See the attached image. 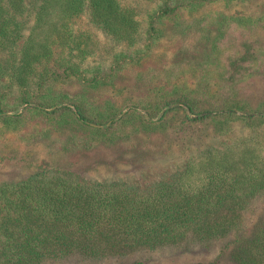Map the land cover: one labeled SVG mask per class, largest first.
<instances>
[{"label": "trees", "instance_id": "1", "mask_svg": "<svg viewBox=\"0 0 264 264\" xmlns=\"http://www.w3.org/2000/svg\"><path fill=\"white\" fill-rule=\"evenodd\" d=\"M111 5L127 28L110 26ZM221 16L239 30L223 33ZM263 21L264 0H0V124L35 109L64 125L41 159L30 144L0 148L13 174L0 178V264H104L190 245L264 264V217L247 227L264 198V94L246 84Z\"/></svg>", "mask_w": 264, "mask_h": 264}, {"label": "rangeland", "instance_id": "2", "mask_svg": "<svg viewBox=\"0 0 264 264\" xmlns=\"http://www.w3.org/2000/svg\"><path fill=\"white\" fill-rule=\"evenodd\" d=\"M220 10H224V7L221 6ZM234 10V9H233ZM227 14V13H226ZM108 20L110 26L114 30H121V28L125 29L128 27L127 22L128 19L123 17L121 14H116L114 11V6L111 5L108 8ZM226 18L225 16L218 17L215 20V24L217 28H219L223 33H227L229 29L235 28L236 31L239 30L238 23H233L231 20H224ZM241 19L240 17H238ZM130 22V21H129ZM174 22L169 20L167 24L165 25V28H167L165 34L159 38V41L162 42L163 48H166L165 45H171L170 42V33L172 32L171 29L174 26ZM264 21L260 26V31L263 30ZM111 36V35H110ZM103 39L110 41L107 35H104ZM230 38H228V41ZM116 48L118 47L114 42L110 41ZM224 54V53H223ZM222 54V56H223ZM221 56V57H222ZM218 58V62H222L223 58ZM187 60H193L190 58H186ZM197 61V63H201L203 61H210L213 60H194ZM257 71L255 74L256 79L252 80L250 79L246 84L252 85L253 88H255V94L261 95L264 94V48L261 53V59L258 63ZM70 88V89H68ZM64 90L69 92L70 95H74V87L72 86H65ZM57 124L63 125L62 121H58L55 117H49L46 114L39 113L35 109H28L26 112H24V117L22 119H19L17 122H11V123H5L2 122L0 124V148H3V146L11 145L13 147H23V144H30L29 149H36L37 151L34 153V156H38L40 159L43 157H46L49 152L54 151L55 147L60 146V142L56 141V137L58 136V127ZM10 126V128L8 127ZM64 126V125H63ZM7 127V128H6ZM5 129L7 133H4L2 130ZM20 129L22 133L25 135V138L27 140H18L17 142L11 143L9 140V137L11 136L10 132H14L16 130ZM56 131V132H55ZM36 136H40V140H34ZM29 140V141H28ZM14 142V141H13ZM57 143V144H56ZM33 145V146H32ZM37 147V148H36ZM55 155V153H54ZM69 155V154H68ZM78 157L73 156L72 161L80 166H85L90 164L94 160L103 159L105 158V154L103 152H85L83 154H78ZM49 156V155H48ZM57 158V157H56ZM67 159L69 156L66 157ZM75 160V161H73ZM64 161V158H63ZM62 161V162H63ZM8 163L7 161L0 162V178L7 179L10 174L8 167H3ZM132 167L131 165H122V168H128ZM135 170H138V168H135ZM136 174V172H133ZM91 174H96L95 172H91ZM102 174H105L104 171L99 172L98 176L102 177ZM13 175V174H12ZM90 176V175H87ZM108 176V175H105ZM97 177V176H96ZM264 217V198L259 200L250 210L249 218L247 221V227L251 228L254 226L256 222L261 221V219ZM222 252V246L221 245H215L210 248H205L203 246L199 245H190L189 247H186L185 249H168L163 252L153 253V252H146L143 254H140L139 256H132L129 257L126 260H109L106 261L104 264H117L119 261L129 262L134 259H145L148 261L149 264H184L188 262L193 261H199V260H210L217 257H220V260L223 264H233L230 259V256H228V253L225 255H221ZM231 260V261H230ZM77 264V262L75 263ZM79 264H87V263H79Z\"/></svg>", "mask_w": 264, "mask_h": 264}]
</instances>
